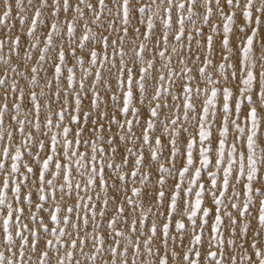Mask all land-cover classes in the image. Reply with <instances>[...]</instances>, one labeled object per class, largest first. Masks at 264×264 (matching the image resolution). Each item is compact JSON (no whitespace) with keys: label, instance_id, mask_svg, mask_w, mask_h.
Segmentation results:
<instances>
[{"label":"snow or ice","instance_id":"6c2138e0","mask_svg":"<svg viewBox=\"0 0 264 264\" xmlns=\"http://www.w3.org/2000/svg\"><path fill=\"white\" fill-rule=\"evenodd\" d=\"M0 264H264V0H0Z\"/></svg>","mask_w":264,"mask_h":264}]
</instances>
